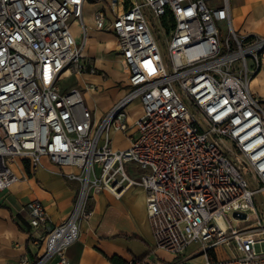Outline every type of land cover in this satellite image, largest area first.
<instances>
[{
  "label": "built area",
  "instance_id": "built-area-1",
  "mask_svg": "<svg viewBox=\"0 0 264 264\" xmlns=\"http://www.w3.org/2000/svg\"><path fill=\"white\" fill-rule=\"evenodd\" d=\"M106 1L114 17L95 10V27L114 33L128 83L96 120L82 91L59 83L64 71H86L84 40L78 43L69 25L71 17L82 24L85 0H0V191L19 180L11 167L16 158L35 170L46 157L78 183L59 222L39 199L24 203L20 212L38 249L13 264H69L66 250L93 213V195L119 196L133 185L145 191L155 248L177 256L196 245L202 255L196 264H264V219L253 199L264 191V102L250 89L264 36L235 31L229 0ZM145 8L161 19L165 50ZM135 99L142 114L130 121L127 107ZM112 130L126 133L125 149L111 147ZM222 138L233 142L239 160ZM227 213L233 220L257 217L230 227ZM221 246L235 255L214 257Z\"/></svg>",
  "mask_w": 264,
  "mask_h": 264
},
{
  "label": "crops",
  "instance_id": "crops-1",
  "mask_svg": "<svg viewBox=\"0 0 264 264\" xmlns=\"http://www.w3.org/2000/svg\"><path fill=\"white\" fill-rule=\"evenodd\" d=\"M229 5L234 29L239 33L264 36V0H229ZM123 7H118L117 11H122ZM97 9H104L109 19L114 17L106 0H85L82 24L74 18L78 28L73 29L70 25L75 40L78 43L84 40L83 60L86 64V71L76 75L78 81L73 86L82 91L86 97L85 104L94 110L96 120L126 93L124 90H127L128 83L127 68L114 33L95 27L93 13ZM89 67L94 71L90 72ZM62 75L72 74L64 71ZM253 79L254 94L264 102V69ZM121 133L125 135L127 145H111L113 149H125L129 145L126 133ZM42 163L44 167L35 170L25 159L16 158L11 163L19 180L0 191V264H13L19 255H31L38 249L31 243L28 227L20 212L24 203L39 199L53 223L67 217L71 210L78 183L60 175L58 167L46 157L42 158ZM90 205L92 215L81 223L78 239L66 250L69 264H124L130 258L142 259L149 264H171L176 260L183 264H196L202 261L200 254V260L192 262L195 250H198L195 245H190L177 256L153 246L145 191L141 186H130L119 196L103 190L93 195ZM191 246L195 248L190 249Z\"/></svg>",
  "mask_w": 264,
  "mask_h": 264
},
{
  "label": "rangeland",
  "instance_id": "rangeland-1",
  "mask_svg": "<svg viewBox=\"0 0 264 264\" xmlns=\"http://www.w3.org/2000/svg\"><path fill=\"white\" fill-rule=\"evenodd\" d=\"M145 11L147 12V18L149 20L151 30L156 37L158 45L161 47L162 50H165V44H164L165 43V40H164L165 28L162 27L161 19L159 21L158 18L154 17V15L151 13V11L149 9L145 8ZM69 25H72L73 29L78 28L77 27L78 23H74L73 17H71L69 19ZM235 31L239 35L243 34V33H239L236 29H235ZM220 35H221V38H223L226 35L222 29H221ZM262 69H264V52H262V54H261L260 70H259L258 74H255L253 76V78L256 75L258 77V75L262 72ZM253 78L250 81V89L254 93V90H253L254 79ZM77 81H78V77L76 75H73V74L72 75H62L59 83L62 87H65L68 89L71 86L76 85ZM123 84L124 83H122L121 85L123 86ZM123 88L126 89V86L124 85ZM124 92H126V91L124 90ZM83 99L86 100V97L84 96ZM127 113H128V117H131L129 119H132V118L137 117V116L142 114V109H141V106H140L139 101L137 99L133 100L129 104V106L127 107ZM124 136L125 135H123L121 132L111 131L110 132V139H111L112 147L126 146L127 142H126ZM221 144L224 147H226L227 149L231 150V153L233 154V156H235L238 160L241 158L240 153L234 149V145H233V142L231 140H229L227 138H222ZM129 166H133V165L131 164ZM248 175L250 177L249 186L251 188L257 187V182H256L255 178L253 177V175L251 174V172L248 173ZM253 199H254V207H255L256 211L258 212L257 214L262 219H264V191H260V192L255 193ZM256 217H257L256 213H253V214H251V219L249 221L233 220L232 214L227 213L225 215V220L227 221V223L230 227H246L251 222H253L256 219ZM195 247H196V245H195ZM194 248H193V246L190 247V249H194ZM195 251H196L195 252L196 256H194V259L192 260V262L199 261L201 258V255L199 254L198 250H195ZM215 251H216V254H214V257L216 256V258H223V257L226 258V257H231V256L235 255V253H232V251L227 246L217 247V248H215Z\"/></svg>",
  "mask_w": 264,
  "mask_h": 264
},
{
  "label": "water",
  "instance_id": "water-1",
  "mask_svg": "<svg viewBox=\"0 0 264 264\" xmlns=\"http://www.w3.org/2000/svg\"><path fill=\"white\" fill-rule=\"evenodd\" d=\"M233 215L235 216H239L240 218H245V214L244 213H237V212H234Z\"/></svg>",
  "mask_w": 264,
  "mask_h": 264
},
{
  "label": "trees",
  "instance_id": "trees-1",
  "mask_svg": "<svg viewBox=\"0 0 264 264\" xmlns=\"http://www.w3.org/2000/svg\"><path fill=\"white\" fill-rule=\"evenodd\" d=\"M90 1H92V0H90Z\"/></svg>",
  "mask_w": 264,
  "mask_h": 264
}]
</instances>
